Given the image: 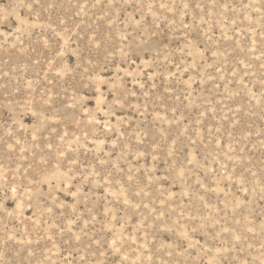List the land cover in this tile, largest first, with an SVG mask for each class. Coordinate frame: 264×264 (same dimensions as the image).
I'll use <instances>...</instances> for the list:
<instances>
[{
  "label": "rangeland",
  "instance_id": "1",
  "mask_svg": "<svg viewBox=\"0 0 264 264\" xmlns=\"http://www.w3.org/2000/svg\"><path fill=\"white\" fill-rule=\"evenodd\" d=\"M0 264H264V0H0Z\"/></svg>",
  "mask_w": 264,
  "mask_h": 264
}]
</instances>
